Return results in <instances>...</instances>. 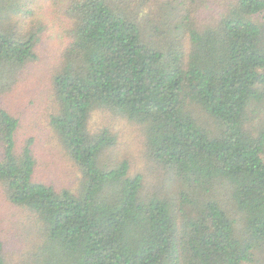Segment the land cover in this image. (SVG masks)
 Instances as JSON below:
<instances>
[{
    "label": "trees",
    "instance_id": "obj_1",
    "mask_svg": "<svg viewBox=\"0 0 264 264\" xmlns=\"http://www.w3.org/2000/svg\"><path fill=\"white\" fill-rule=\"evenodd\" d=\"M45 21L49 126L81 178L39 179L35 137L0 106V189L37 237L19 264H264V0H0V97L27 83ZM98 109L140 126L166 193L106 154Z\"/></svg>",
    "mask_w": 264,
    "mask_h": 264
},
{
    "label": "rangeland",
    "instance_id": "obj_2",
    "mask_svg": "<svg viewBox=\"0 0 264 264\" xmlns=\"http://www.w3.org/2000/svg\"><path fill=\"white\" fill-rule=\"evenodd\" d=\"M44 24L41 42L37 46L39 61L30 69V75L26 76L27 83L19 84L14 93L0 97V106L20 119L18 135L21 143L29 137H35L33 150L38 160V178L58 189L75 191L79 187L81 174L58 143L48 117L49 87L46 85H50L49 71L58 63L61 34L53 32L46 21ZM32 78L39 79L40 83L33 85ZM89 129L92 134L108 130L116 137V145L106 150V154L112 159L128 161L131 175L143 174L147 180L144 192L166 193L164 188L168 176L163 168L149 158L140 126L110 110L98 109L90 116ZM4 198L0 189V237L6 245L4 255L8 262H15L20 256L22 261L27 258L31 244L37 237L30 227L26 211L12 206ZM15 264H19V261Z\"/></svg>",
    "mask_w": 264,
    "mask_h": 264
}]
</instances>
